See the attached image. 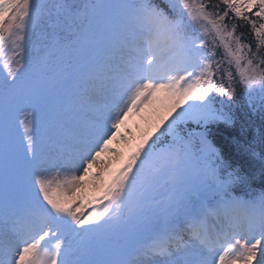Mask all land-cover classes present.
Wrapping results in <instances>:
<instances>
[{
    "label": "snow or ice",
    "instance_id": "1",
    "mask_svg": "<svg viewBox=\"0 0 264 264\" xmlns=\"http://www.w3.org/2000/svg\"><path fill=\"white\" fill-rule=\"evenodd\" d=\"M237 98L264 119V0H0V264H264V191L210 138Z\"/></svg>",
    "mask_w": 264,
    "mask_h": 264
},
{
    "label": "trees",
    "instance_id": "2",
    "mask_svg": "<svg viewBox=\"0 0 264 264\" xmlns=\"http://www.w3.org/2000/svg\"><path fill=\"white\" fill-rule=\"evenodd\" d=\"M236 103L234 125L214 127L210 138L227 161L255 177L252 191L258 194L264 191V119L258 113L253 114L245 100L237 98Z\"/></svg>",
    "mask_w": 264,
    "mask_h": 264
},
{
    "label": "rangeland",
    "instance_id": "3",
    "mask_svg": "<svg viewBox=\"0 0 264 264\" xmlns=\"http://www.w3.org/2000/svg\"><path fill=\"white\" fill-rule=\"evenodd\" d=\"M258 103V102H257ZM171 106V101L165 97L163 94H158V99L154 101V103L150 105H146L139 113H134L132 116L128 118L123 125L122 133L129 141L128 144L114 143L112 145L113 148H118L121 152V156L112 157L106 156L103 157L107 163L105 165L100 166V171L106 169V167L118 168L122 165L118 164V161L123 159L126 161L128 155L132 153L133 148H136L141 144L142 141L148 139V137L152 136L153 133L155 135L159 134L157 131V127L160 126V130H163V125L167 123V121L171 118V115H175V112L169 114V108ZM176 111H179L177 109ZM127 129V131H126ZM148 143H151L150 140ZM134 151V150H133ZM98 169L93 167L92 172H97ZM100 182L92 181L88 186H86L87 199L83 203V206L80 207L79 211H77V215L80 216L81 213L86 217L91 214L87 212L88 205L97 200L99 197H103V190L98 187H93L92 185H99ZM79 200H75L73 206L75 207L79 204Z\"/></svg>",
    "mask_w": 264,
    "mask_h": 264
},
{
    "label": "bare ground",
    "instance_id": "4",
    "mask_svg": "<svg viewBox=\"0 0 264 264\" xmlns=\"http://www.w3.org/2000/svg\"><path fill=\"white\" fill-rule=\"evenodd\" d=\"M116 158V157H115Z\"/></svg>",
    "mask_w": 264,
    "mask_h": 264
}]
</instances>
